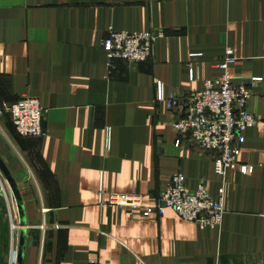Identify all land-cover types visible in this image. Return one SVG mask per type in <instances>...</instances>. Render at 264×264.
<instances>
[{
    "label": "crops",
    "instance_id": "obj_1",
    "mask_svg": "<svg viewBox=\"0 0 264 264\" xmlns=\"http://www.w3.org/2000/svg\"><path fill=\"white\" fill-rule=\"evenodd\" d=\"M111 25L165 35L151 59H114L108 70L101 41ZM227 48L231 78L250 87L258 121L238 156L249 171L221 177L214 152L175 145L176 111L165 99L220 76ZM24 97L45 109L43 137L18 135L1 111ZM0 111V155L27 222L23 264H264V0H0ZM175 172L188 188L204 183L222 197L219 227L200 228L170 208L144 215L100 204L131 192L153 202ZM18 239L11 194L0 264H16Z\"/></svg>",
    "mask_w": 264,
    "mask_h": 264
},
{
    "label": "built area",
    "instance_id": "obj_2",
    "mask_svg": "<svg viewBox=\"0 0 264 264\" xmlns=\"http://www.w3.org/2000/svg\"><path fill=\"white\" fill-rule=\"evenodd\" d=\"M161 29L143 32L106 30L101 48L106 53L110 69L114 59H122L131 65H138L151 59L155 42L164 37ZM235 61L233 50L227 48L216 66L222 70L220 76L204 82L203 88L189 95H171L165 102L176 111L172 128L179 138L175 145L197 144L204 152H214V171L223 177L228 169L240 167L243 173L247 165H239L238 156L244 141L243 132L253 127L258 119L248 110L251 94L245 83H235L230 75V65ZM258 78H252V86ZM2 112L10 116L16 133L22 137H43V115L45 109L32 97H24L3 106ZM0 111V113H1ZM107 141V146L109 139ZM11 191L0 175V220L4 204L9 201ZM100 204L110 207L139 209L144 215H162L170 208L184 221L193 222L200 228H217L225 212L222 197L210 195L204 183L195 189L187 187L181 172L171 175L167 186L160 191L153 202L146 201L137 193H111L100 199Z\"/></svg>",
    "mask_w": 264,
    "mask_h": 264
},
{
    "label": "water",
    "instance_id": "obj_3",
    "mask_svg": "<svg viewBox=\"0 0 264 264\" xmlns=\"http://www.w3.org/2000/svg\"><path fill=\"white\" fill-rule=\"evenodd\" d=\"M0 173L3 176L5 182L7 183L17 207L18 223H19V239H18L16 264H23L25 244H26V233H27L26 230L27 222H26L23 199L18 183L15 177L13 176V174L8 169L6 163L3 161L1 155H0Z\"/></svg>",
    "mask_w": 264,
    "mask_h": 264
}]
</instances>
